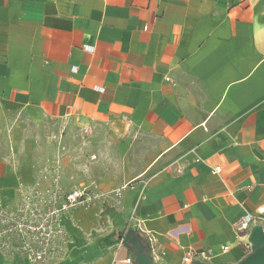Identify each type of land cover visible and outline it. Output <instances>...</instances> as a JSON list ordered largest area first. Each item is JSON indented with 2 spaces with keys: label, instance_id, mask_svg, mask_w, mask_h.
<instances>
[{
  "label": "crops",
  "instance_id": "1",
  "mask_svg": "<svg viewBox=\"0 0 264 264\" xmlns=\"http://www.w3.org/2000/svg\"><path fill=\"white\" fill-rule=\"evenodd\" d=\"M83 129L142 152L107 229L82 215L87 264H135L131 217L153 264L241 261L235 226L264 208V0H0L1 198L43 182V136Z\"/></svg>",
  "mask_w": 264,
  "mask_h": 264
},
{
  "label": "rangeland",
  "instance_id": "2",
  "mask_svg": "<svg viewBox=\"0 0 264 264\" xmlns=\"http://www.w3.org/2000/svg\"><path fill=\"white\" fill-rule=\"evenodd\" d=\"M43 138V182L11 199L0 196V262L60 264L73 256L68 264H87L83 256L98 251L99 234L82 230V215L107 229V218L120 208L119 191L131 186V155L142 152L124 156L111 139L91 129ZM76 187L90 188L89 202L64 208L65 196Z\"/></svg>",
  "mask_w": 264,
  "mask_h": 264
},
{
  "label": "built area",
  "instance_id": "3",
  "mask_svg": "<svg viewBox=\"0 0 264 264\" xmlns=\"http://www.w3.org/2000/svg\"><path fill=\"white\" fill-rule=\"evenodd\" d=\"M180 172V170H178ZM220 168H215L214 173H219ZM90 200L89 192L87 190H73L69 192L64 199V208L68 207H74L78 205H84L88 203ZM255 227H261L264 230V208H258L256 210L255 214H246L243 216L241 220L236 224L235 229L238 233H242L244 236L250 234L251 230ZM133 232L136 235H138L142 240L144 239L146 241H151L150 234L145 230L143 227V224L141 221H138L134 219V217H131V219L127 222V224L124 227L123 234L121 236V242L124 241V236L128 232ZM249 243V242H248ZM250 247L251 244L249 243ZM226 247H222V250H225ZM203 259L204 253L199 254H192V253H186L183 257V262L185 263H191L194 259ZM126 264H132V259L127 258L123 261Z\"/></svg>",
  "mask_w": 264,
  "mask_h": 264
},
{
  "label": "water",
  "instance_id": "4",
  "mask_svg": "<svg viewBox=\"0 0 264 264\" xmlns=\"http://www.w3.org/2000/svg\"><path fill=\"white\" fill-rule=\"evenodd\" d=\"M124 241L133 248L135 264H153L146 245L138 235L130 231L125 234ZM249 243L250 252L235 264H264V230L261 227L251 230Z\"/></svg>",
  "mask_w": 264,
  "mask_h": 264
},
{
  "label": "trees",
  "instance_id": "5",
  "mask_svg": "<svg viewBox=\"0 0 264 264\" xmlns=\"http://www.w3.org/2000/svg\"><path fill=\"white\" fill-rule=\"evenodd\" d=\"M117 233L121 236L122 235V233H123V230H121V229H118L117 230ZM144 244V243H143ZM146 245V244H145ZM147 247V246H146Z\"/></svg>",
  "mask_w": 264,
  "mask_h": 264
}]
</instances>
